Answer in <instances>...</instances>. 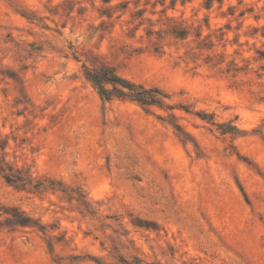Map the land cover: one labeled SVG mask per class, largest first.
Segmentation results:
<instances>
[{"label":"rangeland","instance_id":"374dc122","mask_svg":"<svg viewBox=\"0 0 264 264\" xmlns=\"http://www.w3.org/2000/svg\"><path fill=\"white\" fill-rule=\"evenodd\" d=\"M0 264H264V0H0Z\"/></svg>","mask_w":264,"mask_h":264},{"label":"trees","instance_id":"16d2710c","mask_svg":"<svg viewBox=\"0 0 264 264\" xmlns=\"http://www.w3.org/2000/svg\"><path fill=\"white\" fill-rule=\"evenodd\" d=\"M87 70V78L98 87L100 93L106 99H109L112 95H117L119 97H129L145 106L162 103L161 96L163 95L159 89H147L141 84H136L119 75L111 67L88 68ZM108 85H112V89H109ZM27 221V219H19L21 224Z\"/></svg>","mask_w":264,"mask_h":264}]
</instances>
